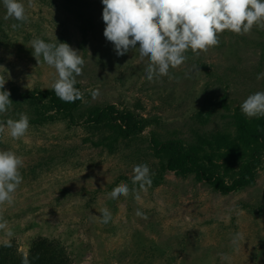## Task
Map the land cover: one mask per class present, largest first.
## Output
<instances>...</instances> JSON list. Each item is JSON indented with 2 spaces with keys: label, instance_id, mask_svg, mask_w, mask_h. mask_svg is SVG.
I'll return each mask as SVG.
<instances>
[{
  "label": "rangeland",
  "instance_id": "obj_1",
  "mask_svg": "<svg viewBox=\"0 0 264 264\" xmlns=\"http://www.w3.org/2000/svg\"><path fill=\"white\" fill-rule=\"evenodd\" d=\"M65 1L32 0L29 7L28 0H20L27 15L20 22L4 18L0 0L5 88L50 89L55 69L42 57L38 63L30 42L57 38L85 61L83 74L76 77L84 94L82 109L112 104L156 122L128 148L110 155L84 141L93 137L80 125L30 124L20 140H13L5 127L0 150H11L24 161L14 202L0 205V216L14 232L11 244L26 255L32 240H59L74 264H264V155L254 186L227 195L173 172L147 191L127 183L136 165L153 170L147 148L151 133L191 143L195 132L228 128L241 103L264 91V78L257 79L264 73V30L254 26L246 35L225 31L218 46L189 51L186 62L170 68L169 76L150 81L147 57L141 58L138 49L117 56L106 41L101 0H76L72 6ZM83 19L92 22L85 33ZM14 23L21 26L13 30ZM95 89L99 95L94 98L89 90ZM121 182L129 195L111 199L109 193ZM103 208L111 213L108 223L101 220ZM137 210L147 218L137 216ZM7 239L0 230V244Z\"/></svg>",
  "mask_w": 264,
  "mask_h": 264
},
{
  "label": "clouds",
  "instance_id": "obj_2",
  "mask_svg": "<svg viewBox=\"0 0 264 264\" xmlns=\"http://www.w3.org/2000/svg\"><path fill=\"white\" fill-rule=\"evenodd\" d=\"M6 9L5 19L27 20L26 8L20 0H2ZM103 5V36L113 45L117 56H123L131 49H138L141 58L147 57L145 73L148 80L169 76L170 68H178L188 59L186 53L207 52L219 45L220 34L225 31L246 35L255 26L264 30V0H101ZM29 7L32 0H28ZM21 24H12L13 30ZM33 56L39 58L56 72L51 83L55 95L64 102H75L83 98V93L75 87L76 77L83 74L85 61L80 52L66 42H45L37 37L31 42ZM137 44L139 47L137 48ZM0 68H3L0 66ZM171 78V77H170ZM264 78V73L257 79ZM6 78L0 76V114L12 105L10 91L4 90ZM95 98L99 90H89ZM241 112L248 118L264 117V91L250 94L240 105ZM18 119L0 121V133L5 127L13 140L25 137L29 127V117L19 113ZM23 158L11 150H0V205L13 201V194L23 182L20 169ZM133 184L140 188L151 185V172L146 164L133 169ZM129 187L121 182L110 193L111 199L129 195ZM135 198L140 199L136 194ZM101 220L108 223L111 213L107 208L100 210ZM137 216L147 218L137 210ZM0 230H4L6 247H11L14 232L8 228V221L0 216ZM22 264H29L27 256Z\"/></svg>",
  "mask_w": 264,
  "mask_h": 264
},
{
  "label": "trees",
  "instance_id": "obj_3",
  "mask_svg": "<svg viewBox=\"0 0 264 264\" xmlns=\"http://www.w3.org/2000/svg\"><path fill=\"white\" fill-rule=\"evenodd\" d=\"M65 2L72 6L76 0ZM83 21L81 31L85 33L92 22L89 19ZM75 87L82 92L78 83ZM4 90L10 91L13 103L7 112L0 114V121L18 119L19 113H26L30 124L34 126L57 121L66 122L70 126L80 125L90 131L93 137L84 141L104 149L108 155L118 152L122 147L128 148L131 141L156 122L155 118H146L112 104L92 106L85 110L82 109L83 98L75 102H64L55 95L52 88L22 92L17 86L10 85L4 87ZM230 118L228 128L207 134L195 132L191 143L181 138L161 139L151 133L147 148L154 162L151 185L145 187L159 186L167 172L182 178L192 176L196 182L207 184L221 195L253 187L264 155V117L248 118L237 109ZM127 183L140 188L133 181L127 180ZM24 256L28 257L29 264L75 263L66 246L59 240H32L26 255L20 253L13 244L11 247L0 244V264H22Z\"/></svg>",
  "mask_w": 264,
  "mask_h": 264
}]
</instances>
